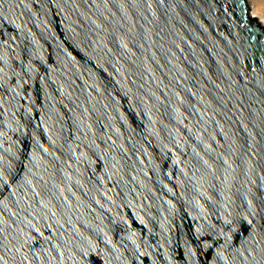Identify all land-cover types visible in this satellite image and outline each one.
I'll return each instance as SVG.
<instances>
[{
    "label": "water",
    "instance_id": "1",
    "mask_svg": "<svg viewBox=\"0 0 264 264\" xmlns=\"http://www.w3.org/2000/svg\"><path fill=\"white\" fill-rule=\"evenodd\" d=\"M0 264H264L247 0H0Z\"/></svg>",
    "mask_w": 264,
    "mask_h": 264
},
{
    "label": "bare ground",
    "instance_id": "2",
    "mask_svg": "<svg viewBox=\"0 0 264 264\" xmlns=\"http://www.w3.org/2000/svg\"><path fill=\"white\" fill-rule=\"evenodd\" d=\"M247 2L251 17L264 25V0H247Z\"/></svg>",
    "mask_w": 264,
    "mask_h": 264
}]
</instances>
